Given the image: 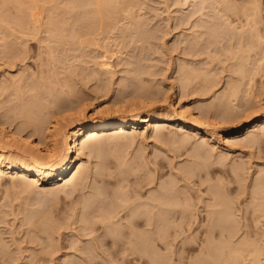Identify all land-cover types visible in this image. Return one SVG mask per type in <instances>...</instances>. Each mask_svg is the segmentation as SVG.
<instances>
[{"label":"bare ground","instance_id":"obj_1","mask_svg":"<svg viewBox=\"0 0 264 264\" xmlns=\"http://www.w3.org/2000/svg\"><path fill=\"white\" fill-rule=\"evenodd\" d=\"M2 1H8V0H2ZM21 1H23V0H21ZM29 1H31V0H29ZM32 1L36 2V4H40V3H37V0H35V1L32 0ZM32 1H31V3H32ZM42 1H45V0H42ZM46 1H48V0H46ZM50 1L51 0H49V2ZM52 1L49 4H51ZM70 1H72V3H73V1H75V0H70ZM70 1L68 0L66 2L67 5H66V3L63 4L65 1H63V3L60 2L64 6L66 5L65 7L63 5L60 6L61 4L57 5V1H55L56 3L53 5L54 6L53 8L56 10L57 7L55 5H57L58 7L60 6V8L64 9V10H59L60 8H58V10L63 11V12H65V10L67 8V11L65 12V14L64 13L63 14L64 15L68 14L67 16H69V14L74 15L73 17L75 18V20H74L73 24L75 22L76 23L81 22L80 21L81 19L79 20L78 16H82L83 14H84V16L88 14L87 16L92 17L91 19L89 18L90 21L87 20L88 21L87 25L91 24V25H89V27H87L89 30L87 29L85 31L86 24H85V27L83 26L84 28L82 27V29H84V30L81 29V31L84 34L83 36L87 35L88 31H90V33L93 35L92 39L88 36L93 41H91V40L86 41L88 43L89 42L92 43V44L91 43L86 44V45H89L90 47H91V45L92 46L96 45V44H94V40H97L96 43H98V39L100 38V37L98 38V36L101 34V31H102V35H103V33L106 29L109 28L108 29V31H109L111 28H113L112 27L113 24L112 23L110 24V22H114V21H110V19L112 20V18H114V17H115L114 19H116V16L121 14L122 9L124 12V8H122L123 6H126L128 4L137 5V4H135L136 1H134V0H82L85 2V4H83L82 1H81V3L79 1L78 2L79 4H77L76 2L78 0H76L74 5ZM243 1H244V3H242ZM243 1L241 0V2H240L239 0H213V2L211 4V6H213L212 8L207 9L208 6L206 8L205 5H204V7L202 5L201 7L196 8V9L193 8L192 11H190L188 13L186 12V15L184 14L183 18L181 17V20L183 19L182 20L183 23H180L181 20L178 21L179 26H180V24L181 25H183V24L189 25L191 23L190 27L188 28L189 30L187 29L188 31H190V29H191V33L190 34L187 33V34H188V36L190 35L189 37H192L193 40L195 41L193 44L196 43V45H200V44L202 45L203 41H205V40L207 41V39L209 41L210 38H213V40L211 39L212 43L219 44L220 46H222L223 42H226V44H229V46L237 47L236 50H238V47H239V50L236 52V54L237 53L239 54L242 51L240 55L237 54L238 57L241 55L242 56L239 57L238 58L239 60L237 59V61H235V62H240V63H236V65L237 64L238 65L237 66L235 65L236 67L234 66L235 68H232V69H234V70L236 69L237 71L239 70L238 72H240V76H241V73H243V69H242L243 65L242 64H244V61L242 60V58L245 59V63H246V59L248 58V56H246V55H248L249 51H250L249 53L253 52V54H254V51L257 52L258 50H260L257 48L258 47L260 48L261 44H262V47L264 46V23H263L264 20L262 19L264 16L260 14L262 12H259V10L261 9L260 5L262 3H260V0L259 1L258 0H243ZM24 2L27 5L29 4V2L28 3L26 2V0H24ZM39 2H40V0H39ZM258 2H259V4H258ZM7 3H9V1ZM31 3L29 4L30 8L32 7ZM45 3H47V4H43V3H41V4H43V6L46 5L47 7L51 6V5L48 6V2H45ZM70 3L72 4L71 6L69 5ZM3 4L5 5L6 3L2 2V4H0V11H1V9H3V8H1V5H2V7L6 6V5L4 6ZM17 4H18V10L14 9L11 4L10 5L12 6L14 11H17V13L19 14V17H21V18L16 17L17 20L18 21L22 20V22H20V21L18 22L17 20L13 19V23L11 25V22H10L9 27L5 23L6 25L5 24L4 25L10 31H8L5 28V26L3 25L4 26L3 29L5 28L8 31V33H6L7 31L4 29L5 33L1 32V34H0L1 35V37H0L1 38V41H0V52H1L0 53L1 54L0 60H1V58L5 59L6 57H7L6 60H8L7 62L5 60H4V62L1 61L4 64L11 62L14 59L15 60L21 59V61L23 62V60H24V59H22L23 56L26 57L28 55L27 54L28 48L26 49L27 46L29 47L28 44H26L27 46L25 47V49H26L25 54H27V55L23 54L20 57L19 53H17V55H19V57H17V56H15L16 55L15 53L13 54V51L15 49V48L13 49V47H16V45L13 46L14 43H12V41L15 42L14 39L19 41L18 43H20L19 39H21V43H22V42H24L23 40L28 38V36L34 37L33 41H36L35 38H37V41L39 42V46L41 47V49H40V47L37 46L38 49H40L39 51L44 50V53L46 52V54H48L50 56L51 60H53L54 62L57 61V57H58V56L55 57V55L59 51L60 47H62V46H60L59 49H57L58 46L56 45L57 46L56 47L54 42L56 44L59 43L60 45H63L64 43H61V42L65 41V45L69 43V46L71 44L70 47H74L77 44L78 48H80L79 46H81V48H83V46L85 45V42H81L82 45L80 44L81 40H79V41L74 40L75 36H76L75 34L72 37H69V36H71L70 34H72L73 32L69 30L68 26H67L68 30L71 33L67 34V35H69L68 36L69 39L67 38V40H66L67 36H65V34L68 31L66 30V32H65L64 31L65 29L63 28L62 25H60V26H62V28H63L62 30L64 32L63 31L61 32V30H60L61 28L59 26L58 27L55 26V23H53L52 19H54L57 22V20H56L57 17H60V15H63V14H61V13H59L60 15L57 14L59 16L55 17L56 19L55 18L50 19V17H47V21L44 22V19L42 20V22H44V25L43 24L39 25V23L41 21L39 23L37 22L39 20V18H37V16H40L41 13H40V11H39L40 14L33 12V10L36 8V6H33V8H32L33 10H32L29 8V6L26 5L25 7L29 8V9H27V12H28V14H27V12L25 13L26 10H24L22 8L23 4L20 2V0H19V3L17 1ZM219 4H221V5H219ZM76 5H77V7H76ZM80 5H82V7ZM83 5H84V9L86 10V12H83L85 10L82 11ZM87 6L90 7V9H87L88 8ZM130 6L132 7L133 5H130ZM7 7H9V5ZM74 7L75 8L79 7L78 9L82 8L81 11L83 13L77 12L78 11L77 9H75L76 10V12H75ZM136 7H138V6H136ZM43 8L44 7H42V5H41V9H42L41 11H43L45 9V8L44 9ZM49 8H48V10H49ZM51 8H52V6H51ZM127 8L128 7H126L125 10ZM54 9L49 10L50 11V14L48 13L49 16H51L52 14L54 16L56 15V13L54 14L51 11ZM120 9H121V11H120ZM205 9L207 11L208 10L213 11V12H211L213 14H210L209 13L210 11H209L208 12L210 14L209 15L205 11ZM48 10L46 9V12ZM58 10H56V11H58ZM4 11H6V10H4ZM7 11H8V9H7ZM68 11H69V13H68ZM72 11H74L75 14H73ZM126 11H128V10H126ZM262 11L264 13V7H263ZM11 12H13V11H11ZM11 12H10V14H11ZM35 12H37L36 9H35ZM118 12H120V14H117ZM130 12H124V13H130ZM6 13H8V12H6ZM6 13H5V16H3L4 14L0 13V20L2 17H4L5 20L10 21V18H9L10 16L7 15L9 18V19H7ZM17 13H16V15H17ZM77 13H78V15H77ZM89 13H90V15H89ZM135 13L136 12L134 11V14L133 13H132L133 15L131 14L132 17L134 15H138ZM137 13H139V12H137ZM42 14H43V12H42ZM115 14H117V15H115ZM29 15L32 19L29 17ZM45 15H47V13ZM122 15H121V17L124 16V15L123 16ZM131 15H130V17H131ZM25 16L26 17L28 16L29 21L32 20L33 22L31 21L32 23H30V22H28V20L26 21ZM43 16L44 15H42V17ZM67 16H66V18H67ZM84 16H83V20L85 21ZM87 16L85 18H88ZM138 16H140V15H138ZM63 17H65V16H63ZM73 17H70L69 19H71ZM76 17H77V19H76ZM130 17L128 19L126 18V20L131 19L130 21L134 22L135 24L137 22H139L137 20V17H136L137 22H135V17H134V20ZM192 18H194L193 21H191ZM209 18H210V20H208ZM58 19H60V18H58ZM177 19H178V17H177ZM212 19H213V21H212ZM45 20H46V18H45ZM64 20H66V19H64ZM77 20H79V21H77ZM118 20H119V18H118ZM123 20L126 23L125 19H123ZM1 21L3 23V20H1ZM209 21L211 22V24L207 25V24H209L208 23ZM115 22L117 24V21H115ZM115 22H114V25H115ZM260 22H261V24H260ZM7 23H9V22H7ZM36 23H38V25ZM62 23L64 24V26L67 25V22L65 24V21ZM118 23H119V21H118ZM134 23H132V26H134L133 25ZM59 24H57V25H59ZM126 24L131 25V23H129V22ZM138 24L139 23L136 24V26H138V27H135L136 30H131V32L133 34L131 36V39H129V42H133V43H138V42L140 43L141 42L143 46L146 44L148 45L150 43L151 38H153V37L156 38L155 35L152 36V34L150 33V32H154V29H149L148 30L149 32H147V31H145L144 28H141V26H140L141 24H139V25ZM117 25H119V24H117ZM0 26H1V23H0ZM69 26H70V24H69ZM179 26H177V27L179 28ZM41 27L43 30H41ZM79 27H81V26H79ZM114 27L117 28L118 26H114ZM1 28H2V26H1ZM74 30L76 31V29H74ZM122 30L123 29H121V31ZM0 31H3V30L0 29ZM81 31H79V32H81ZM111 31H114V30L112 29ZM109 33H110V31H109ZM155 33L156 32H154V34ZM44 34H45V36H43ZM10 35H12V37L13 36L14 37L12 38L13 40L11 42H8L7 39H10L9 38V37H11ZM96 36L98 39H94ZM206 36H208V37L206 38ZM5 37H6L7 41L5 40V42H3ZM107 37L109 38V36H107ZM110 37H111V35H110ZM70 38H71V40H70ZM102 38L99 40H102ZM105 38H106V36L104 37V39ZM159 38H161V36ZM28 40H29V38H28ZM17 41H16V43H17ZM67 41H68V43H67ZM75 41L78 43H76ZM208 41H207V44H208ZM26 42H28V41H26ZM26 42H24V43H26ZM73 42H75L74 43L75 45L73 44ZM255 42L257 43V45ZM258 42H259V45H258ZM6 43H8V46ZM21 43H20V45H22ZM102 43H103V41H102ZM212 43L210 42L208 45H212ZM104 44H106V41L104 42ZM98 45L96 47L101 46V45H99V46ZM236 45H238V46H236ZM67 46L68 45H66V47ZM103 46H105V45H103ZM75 47L77 48V46H75ZM262 47H261L262 52L261 51L259 52L260 54L262 53V55H259V57L261 56L260 57L261 59H259L257 57L259 59V61L257 60L258 62H261V60L264 62V47H263V49H262ZM22 48H23V46H22ZM76 48H75V50H76ZM105 48H103V49L106 50ZM31 49L32 48H30V51H31ZM55 49H57L58 51L56 52ZM72 49L70 48L71 51H73ZM255 49H257V50H255ZM63 50H64V47H63ZM63 50H62L63 54H64V52H66V54H68L67 51H63ZM83 50H84V48H83ZM7 51L8 52L11 51V54L10 55L6 54ZM76 51L79 52L78 49ZM106 51H104V55L109 50L107 52ZM256 52H255V54H256ZM75 53H77V52H75ZM75 53H74V55H75ZM185 53L188 54V52L186 50H185ZM243 53L245 54L244 56L246 58L243 56ZM42 54H43V51L39 52V54H37L36 57H38V55H39V57L41 56L42 58H39L40 61L44 62L45 65L47 64L48 66H45V65L44 66L49 68L50 63L48 64L49 61H47V60H50V58H47V56H45V58H46L45 59L44 56H42ZM84 54L86 55V53H84ZM70 55H72V52ZM85 55H83V57ZM257 55H251L250 54L249 56L251 59L253 57H256ZM13 56H15V57H13ZM61 56H66V55L64 54ZM105 56L107 57L108 54ZM251 56H253V57H251ZM36 57H34V58L36 59ZM9 58L11 59V61ZM59 58H61V57H59ZM94 58L96 59V61H95L92 58V60L95 61L94 63H96L98 65L101 63L102 67L105 66V64H107L106 62H104V60H103V62L101 61L100 63L97 62V58H101V57L97 56V58H96V56H95ZM213 58L214 57H212V60H213ZM43 59H45L47 61V63H45L46 61L45 60L43 61ZM180 59H179V61H180ZM215 59L217 60L218 57L217 58L215 57L214 60ZM253 59L256 60L255 58H253ZM25 60H27V59H25ZM130 60L132 61V59L131 58L129 59V63L131 62ZM181 60H185V59H181ZM254 60L250 61L248 64H251V62H252V64L255 65L256 63H253ZM14 61L11 63L14 64ZM53 61H51L52 66H53ZM65 61H66V59H65ZM58 62L59 61H57V63ZM83 62H85V61H83ZM132 62H131V64H132ZM183 62H185V61H183ZM263 62L260 64L258 63L259 66L257 64V66L260 67L259 68L260 71L263 70V68L261 67L263 65ZM11 63L6 64V65H8V67H11L12 66ZM24 63H25V61H24ZM102 63H104V65ZM182 63L180 61L178 68H180L182 66L185 67ZM37 64H39V63H37ZM59 64L61 65V63H59ZM39 65L41 66V69H40V67H37V69H39L41 71V76H39L41 78L35 77L36 78L35 79L34 77H32L33 79L32 78L30 79V77L27 78L25 76L26 79L19 77L20 79L16 80V78H14V75H13V78L17 82L16 81L13 82L12 80H14V79L11 78L12 80L10 79V82H12V83H9L8 81H9L10 76L8 74L9 78L6 77L7 79L6 78H4V79H6V83H9V84L5 83L6 86H1V87H4V90L1 88L2 89V91H0L1 95L4 93L7 94L9 92L7 89L12 86V89H14V92L16 91L15 92L16 94L14 92H13L14 94L11 93V91H12L11 90L9 92L10 96L16 95L17 102H19V105L21 104L22 107L21 106H20V108L18 107L19 109L17 107H16L17 109L15 107L11 108L12 105H11V102L8 103L9 100L7 102L6 101L4 102L5 106L7 104L11 105V106H9L11 109L9 108L8 112L12 113L15 116V117L11 116L13 118V121H14V119L17 120L18 116H20L18 118V120H20V124L18 123L17 127L16 126H15L16 128L14 127L15 130L13 128L12 133H10V132L8 133V131L5 133L6 130H4V133L2 132L3 130L0 131V133L2 132V134H0V135H1V140L3 141V144H2V141H0V143L2 145H4L3 147H0V194L2 195V196H0V200H1V198H4L5 201L7 198L9 199L10 190H15V192L17 194H19V191H16V189H20V188L22 189V191L20 189V193L24 192L26 190L25 192L27 193V195H29V194H31L30 192H32L30 190H33V188L32 189L30 188V190H29V187H32L33 185L34 186L36 185L37 187L41 186L44 183L50 181L51 179H55V178H59V179L51 182V192H53L55 194H57L58 192H63L62 194L65 195L64 198L66 197V198H70V199L73 196H77L78 194H82V192H84L86 189H88V188L91 189V187H93L92 183H89V186L91 184L90 187L87 186L88 185L87 180L90 177L89 172H91L89 170L90 167L86 166V164H87L86 162L84 163L82 160H80L81 157L85 154V151H87V153H88L87 155L89 158L98 157L101 159L103 157L104 153H106V151H104V150L105 149L108 150L109 145L110 146L112 145L111 144L112 139L114 137L118 138V139H120V138L127 139L128 138V132L127 131L130 128H133V130H134L135 128L143 127L145 124H147L146 129H151V130L155 131V135H157V136L161 135V137H162L163 133L166 131H169V136H170V134H172L174 136L176 134H173L171 132H172V129L174 128L173 124H177L178 127L185 129V130H188V131H191V132H197L198 133V132L202 131L205 136L213 135L211 132L212 130H209L210 128L208 129V128H206V126H203L202 118L205 116L206 113L203 114L202 110L199 111L201 107H198V111L196 113L197 116L193 115L190 107L187 108L188 106L184 107L181 105L179 106L180 110H178V111L173 110L172 113H170V112L161 113V112H157V107L155 106V104H153V102L155 103V101H153V99H152L153 102L151 101V103H150V101L148 104H147V102H144V105H146V106L142 107V108H144V112L141 115L132 113V111H134V109H132V106H134V105H132L130 107V109H132V110L129 111V112H131L129 114L127 112H126L127 114L123 113V111H125V110H123L124 108L122 106V108H123L122 113L123 114L122 113H119V114L114 113L113 116L104 117V118L101 116L100 117L98 116L97 118H93V119L90 117H85L86 106L84 103L86 101H84L85 100V98L83 97L84 95L81 93V91H83V90H80V92H78L80 89L78 86V90H76L77 92H73V88H72L73 93L70 92L71 91V87H70L71 85L69 84V80L73 82V83L70 82L72 84V86L74 84V81L72 79L65 80L67 77L64 78L65 74L63 75V73H62L63 77H60V79L58 77L61 76V74L58 77L56 76L58 73H55V72H52L53 73L52 75L47 74V76H46V74H45V77L47 78L46 79L42 74V72L44 70V69L42 70V64L40 63ZM55 65L56 64L54 63V67H55ZM101 65H100V67H101ZM188 65H189V67H191L190 66L191 63H189ZM232 66H233V64L231 65V67ZM245 66H246V64H245ZM245 66H244V68H245ZM8 67H6V68H8ZM105 67H103L101 70L104 71ZM178 68H177V70H178ZM182 68L180 69L181 73H183V75H185V76L182 77L183 75L180 74L181 77L180 76L178 77L179 80L181 79L180 80L181 83L179 81L180 86H183L185 88V86L187 84H190V82H191L190 80L193 81L194 79H196L194 77L200 78L198 73L194 74L195 70L193 71V69H189V68L188 69L187 68L182 69ZM64 69H65V67H64ZM105 69H107V67ZM247 69L248 68H246V70ZM131 70H129V71L131 72ZM139 70L140 69H138L137 70L138 72H137V71H135V69H133V71L131 73L133 76H135V78H133V79L136 80L137 85L139 84L138 86H140V87H137L136 84H135L136 87H134L135 86L134 80H133L134 83H131V82L129 83V80L131 81L132 79L125 78L126 77L125 76V77H123L125 80L123 78H120L121 79L120 81L125 83L127 80L128 83L127 82L126 83L129 85L125 86L124 83H121L119 81V86L120 87L124 86V89L122 88L120 90L117 88L119 90V92L118 91L117 92L121 93L122 90L125 92L126 91L125 87H127V88L130 87V89L133 87L132 88L133 90L128 89V91H126L127 94L130 90L129 94H133V95L136 94V96H138V95L142 96L143 95L142 97L145 96V97H148V99L150 98L149 100H151V98H153V95H155L154 92H156V90H158V92H159V89H157V87L153 85L154 92L148 91L149 89L152 88L151 87L152 85L150 84L147 86V84H149L148 81L146 82L145 81L146 79L142 78L143 77L142 73H145V72H144V70L143 71L141 70V72ZM180 70L178 72H180ZM236 70L234 72L238 73ZM250 70H252V73L250 72ZM82 71H83V69H82ZM134 71H135V74H134ZM184 71H185V73H184ZM260 71H258V72H260ZM5 72L6 71H4V73ZM48 72H50V70L49 71L47 70V73ZM136 72H137V74H136ZM232 72H233V70H232ZM248 72H250V77H249ZM248 72H247V74H248L247 77H246V72H245L244 75L242 74V78L240 77L241 79L239 78L240 80H238V81H236L234 78L233 79L230 78L231 79V80L229 79L230 81L226 80L225 84L226 85L228 84V86L225 85L226 89L224 88L222 91V92H224L223 93L224 96L223 95H221L222 97L220 96V94L222 93L221 91H220V93L214 92L215 94L212 98L215 97V99H216L217 95L219 94L218 98H220V97L222 99L224 98L227 102L226 101L224 102V100H223V103H222L221 98L219 100L218 99L216 100L217 102L221 100V103L219 102L220 104L217 103L218 106L215 103V101L214 102L212 101L213 103L210 102L209 104H211V105L215 103L214 105L210 106L212 109H215V110H212L210 107H208L212 111L211 115H213L215 113L217 117L224 118V116L226 117L229 114L227 117H231L232 113L235 111V110H231V109H234L236 107V106H233V104H231V103H233L231 101V99L232 100L236 99V101L238 100L237 94H238V92L241 93V91H238V89L240 90L241 89L240 86L244 85L241 82V80H244L246 77L247 79L248 78L249 79L248 80L245 79V84L247 83L246 80L249 81L247 84L250 87L253 86V83L255 84V77H256L258 72L255 71V69H254V73H253V67L249 68ZM32 73H33V71H32ZM85 73H87V70ZM18 74L20 76V73H18ZM18 74L16 76H18ZM22 74H21V77H22ZM39 74H37V75H39ZM72 74H74V73H72ZM95 74L96 73H94V75ZM126 74H128V73H126ZM5 75H7V73L4 74V76ZM25 75H27V74H25ZM81 75H84V74L82 73ZM94 75H90V76L93 77ZM98 75L95 76V79L100 77ZM101 75L103 76L105 74L101 73ZM129 75L132 78L131 74H129ZM209 75L210 74L206 73V76H204L205 78H201V82H202V79H204L203 80L204 83H201V84H203V86L205 88V85H206L205 83H207L206 81L212 80L213 82L208 81L209 85L207 84L206 88L208 89V87H211V89H213L214 87L212 84H215L214 86L216 87L218 82L216 83V81H215L216 79L213 78L214 79L213 80L212 77ZM32 76H34V75H32ZM53 76H54V79L52 78ZM85 76H83V77H85ZM102 76H101V78H102ZM70 77H72V76L69 74L68 78H70ZM87 78H88V76H87ZM207 78H211V79H207ZM22 79H24V80L22 81ZM184 79H186V80H184ZM19 80H20V82H19ZM29 80L30 81L31 80H35V81L37 80V81L36 82L35 81L29 82ZM109 80L110 79H108V81H106L107 82L106 87L109 84ZM21 81L25 82V84L22 83ZM84 81H86V79H84ZM97 81H100V79H97ZM104 81H105V79H104ZM214 81H215V83H214ZM231 81H232V83H230ZM234 81L236 82V85L234 84L235 83ZM1 82L3 83V84L1 83L2 85H5L3 81H1ZM32 82H35V83H32ZM62 82H65V83H62ZM143 82H146V83H143ZM14 83L16 86L15 85L13 86ZM20 83L23 84V85L21 84V86H22L21 88H20V86H18V85H20ZM111 83H113V82H111ZM229 83H230V85L231 84L232 85L230 86ZM237 83H239L241 85H238ZM122 84H124V85H122ZM141 84L145 87H143ZM237 85L239 86V88ZM23 86H24V88H23ZM104 86H102V88ZM249 86H247V90L245 89L246 88V86H245L244 89L246 92L244 91L242 93H246V96L251 98L252 95L249 96V92H248L250 90ZM64 87H65V89H64ZM97 87H95V88H97ZM106 87H104V88L106 89ZM109 87H111V84H110V86L107 87V89ZM199 87L202 88V85H200ZM248 87H249V89H248ZM136 88H137V90H136ZM146 88H148V90ZM155 88H156V90H155ZM227 88L229 91L227 90ZM60 89L62 90V92L59 91ZM63 89H64V92H63ZM211 89L209 88L208 91H210ZM242 89H243V87H242ZM9 90H10V88H9ZM65 91L70 93V95L67 93H66L67 94L66 95ZM74 91H75V89H74ZM123 91H122V93H123ZM211 91H213V90H211ZM226 91H228V92H226ZM57 92L58 93H64V96H67V97H64L62 94H60L63 96V98H62V96H59V94L57 95ZM206 93H208V92L206 91ZM22 94L24 97H22ZM124 94L121 96L123 97ZM210 94H211V92H210ZM27 95L31 96V97H29L30 99L28 98ZM118 95L119 94H117V97H120ZM225 95H228V96H226V98H228L229 100H227L225 98ZM6 96L8 97L9 94ZM12 96H11V98H9V97L8 98L12 99ZM129 96H132V95H129ZM7 97L5 98V100L8 99ZM123 98H125V97H123ZM14 99H16V98L14 97ZM20 99H21V103H20ZM135 99H138V98H134V100ZM215 99H213V100H215ZM119 100H116V101H119ZM249 100H251V99H249ZM10 101H13V100H10ZM62 101H65V102H62ZM122 101H123V99H122ZM122 101L120 100V102H122ZM131 101L130 102L133 104L134 103L133 99ZM230 101H231V103H230ZM245 101H246V105L247 104L249 105V103H251L250 101H249V103H247L248 100H245ZM17 102H15V103H17ZM59 102H61V103L59 104ZM120 102H118V103H120ZM130 102H129V104L125 103V105L126 106L130 105L131 104ZM140 102L141 101H139L138 103L140 104ZM53 103L54 104L58 103V104H56L54 106V105H52ZM142 103L143 102H141V104ZM12 104H14V102H12ZM50 105H52L56 110L53 109V107ZM115 105H114V107H115ZM119 105L120 104H118L117 107ZM215 105L217 106V109H219V110H216V108H214V107H216ZM250 105H251V107L254 106V105H252V103ZM17 106H18V104H17ZM111 107H113V106H111ZM5 108H3L4 111H5ZM206 108H207V105H206ZM208 108H207L206 112H210ZM229 108H231V109H229ZM13 109L16 111L18 110V111L16 112ZM116 109L117 108H115V110ZM120 109H121V105H120L118 112H120ZM0 110H1V107H0ZM108 110H111V109H108ZM227 110L228 111L231 110L232 113L230 111L228 113ZM224 111L227 112L228 114L224 113ZM6 112H7V110H6ZM19 112L20 113L22 112V113L19 115ZM108 112H110V111H108ZM112 113L113 112H111V114ZM230 113H231V115H230ZM0 114H1V112H0ZM16 114H17V116H16ZM215 114H214V116H215ZM222 114L223 115L225 114V115L221 116ZM3 115H5V114H3ZM258 117H259V119L257 120L258 123L252 127H249L246 130L245 134L247 135V137L248 136L250 137L248 139L249 143H251L252 145L262 146V145H264V113L260 114ZM4 118H8V119H6V120H9L8 123H10L12 121V120L10 121V119H12L10 117L4 116ZM69 119H72V121L75 120V123L73 124L72 128L67 130V128L65 127V129H63L62 121L64 120L63 124H65V121L69 120ZM13 121L11 122V124L14 123ZM6 122H4L2 119V123L5 124ZM4 124H2V126ZM180 128H178V129H180ZM255 128H258V131H259L258 134H255V131H256ZM3 129H5V128L3 127ZM27 129L29 131L28 132L29 134L27 133L28 135L23 133L24 130L26 131ZM167 133H166V135H168ZM169 136L166 137L167 141H169V139L172 138L173 140H171V141L173 142L176 139L174 142L178 144L179 148L184 146L185 144H187V142L189 141V140H187L189 137L188 138L186 137L187 139H185V138H182L183 137L182 136L181 137L182 139H180V137L176 138L177 136H175V139H174L173 136H170L171 138H169ZM230 139H232V138H228L229 143H230ZM231 141H233V140H231ZM115 142L113 143V145H116ZM72 143H73V146H71ZM111 147H113V146H111ZM195 147L197 149V150L196 149L193 150V151L197 152V154H195V156L197 155L198 160L200 162L203 161L202 162L203 164H201L197 160L199 163V165H198L199 167H197V162H194L195 161L194 160L193 162L195 164L192 163L194 165V168H186L187 170L184 169L183 171H181V170L178 171L179 173L176 172V175L178 176V174H179L181 179L184 181L183 190L180 188L173 189V186H171L173 184L169 183L168 181L159 180V181H161V183H160L159 187L157 188V190L152 192V191L147 189L149 191L148 192L149 194L146 196L144 194V192L141 191L144 188L142 187V189H140V186L142 184H140L139 182H141L142 176H140L141 172L139 170V167H140V165H138L139 163L135 164V162H134L133 164H135V165H133V166H136V168H132V169L130 167L132 165H127L128 167L125 166L126 169H129V170H126L125 168H123V166L126 165V162H128V160L124 161L125 159L123 158L124 159L123 160L121 158L122 162H120V158H118L119 162L115 161V163H117L118 167L111 165L112 168L108 167V170H106L107 165L103 166L105 164V162L102 160L104 158H102L101 160L104 162L103 165L99 164L100 162L102 163V161H98L99 163H96L97 167H95V170L93 171V169H91L93 171V174L95 172L94 177L92 178L93 175H91L92 180H89V181H91V182L94 181L95 182L94 184H97V186L100 184V182H102V184L110 185V187H111V185L114 186V184H115L116 187H114V188L112 187V190H109V188L107 189V188H105V186H103L101 184L98 187H95L96 186L95 185L94 186L95 188L93 187L94 189H92L93 191L91 190L92 193L85 192V194L83 193V195H81L82 197L80 195H78V196H80V198L78 197L79 200L84 197L80 201L77 199L78 202L80 203V205H78L79 211L80 212L82 211V216H81V220H80L82 222H79V219H80L79 216H78L79 217L78 221L76 219L73 220L72 217H74V215H73L74 213L71 214V211H70L71 209L69 211L68 210L66 211V214H67L66 217H65V213H64L65 211L62 212V214L64 213L62 216L66 219H63L62 216H60L61 219L59 220V218H56L52 212L53 202H52V206L49 207L51 202L48 203L49 204L48 205L47 202H45V201L41 202L42 200H40V202L43 204V209L45 208L46 205H48L44 209L46 211L43 213L44 210L43 211L40 210V209H42V208H40V207H42V204L40 203L41 205L37 206V208H40L38 210L35 206L36 205V203H35L34 206L37 210L35 209L34 211L35 212L37 211L36 213H38V212L41 213V211H42L41 215H39V216H42L40 218H38L39 216L35 212H33V213H35V215H37L38 217H35V215L32 213V209H30L28 207V206H31V205H28L29 204L28 201L26 202V204L28 206L27 205L26 206L29 208V209L27 208L29 211V214H28L27 209H25L26 207H23V205H22L23 209L25 211H27V212H25L23 209H22L23 211L21 210V212L25 213L24 214L25 217L28 216L25 220L28 223L29 222L31 223V221H32L31 224L29 223L28 225L27 224L26 225L29 226L30 228L32 227L33 230L36 229L35 227H38L39 225H41L42 227H41L40 231L41 230L44 231V230H48L47 226L49 227L50 224H52V226H53V227L51 226V228H55L54 227V224H55V226H57L56 227V229H57L59 226L61 227L62 224L65 226L67 218L70 217L68 212H70V214L73 215L71 217V220H73L74 222L77 221L78 223H81V224L83 223L82 225H85L84 227L81 225L82 226L81 227L82 232L85 233L84 234L85 237L88 234L91 236L92 239L90 238V240H92L91 243L93 246L89 245L90 244L89 239H88L87 243H88L90 248L92 247V250L90 248H89V250H88V248H86V251H85V248H83L85 251V254L83 255L84 251L81 248L82 246L81 247L79 246L80 248L78 247L80 249V252L78 249L73 247L74 250L75 251L77 250L78 253H81V251H82V254H80V255H82L80 257L81 259H76V257L79 258V256H76L78 253L75 254V257L72 256L73 258L69 257V259H67L66 255H65L64 258L62 256V259H65V261L63 262V260H62L63 263H61V264H264V176H263L264 170H259L260 172L263 171L262 173L257 171L254 174V175H256V177L253 176V180L250 183V185L248 186V188L243 187L244 189H242L241 192H240V188H238L237 189L238 192H237V190L235 188H230L228 186V182H230V184H231V181H228L229 177L236 180L240 176H243V174H244L243 170L245 171V169H242L238 163H237L238 165H236V163H234V164L232 163L233 165L226 167V164L223 163L224 161L222 162V160L226 159V158L219 157V159L216 158L217 160H214V162L211 161L212 159L210 160L211 164L213 166L215 165V167H216L213 169L211 168L212 169L211 170L210 169V167H211L210 162H208L207 159H205L206 157H204L206 155L199 153V152H201V150L198 149V148H200V145H196ZM74 152L77 153V155L75 157H74ZM198 153H199V155H198ZM199 156H201V157H199ZM47 158L50 159V161ZM202 158H203V160L201 161ZM220 158H221V160H220ZM45 159H47L48 161H45ZM107 161L108 160H106V162ZM108 162H107V164H111ZM123 162H125V164ZM189 162H191V160ZM205 164L207 165L206 168H204L206 166ZM193 165H192V167H193ZM201 165H204V166L201 167ZM102 166H103V168H102ZM137 166H139V167L137 168ZM100 167L103 170L105 167L106 168L103 171V170H101ZM120 167H121V170H120ZM117 168L119 171L117 170ZM199 168L204 169L205 171L204 170L203 171L205 173L202 170L199 171ZM110 169H113V170L110 171ZM87 170H89V172ZM100 170H101V172H100ZM113 171H117V172H115L116 173L115 175L113 174L114 173ZM151 172L154 173V171H151ZM201 173L204 175H200ZM155 174H156V172H155ZM129 175H133L136 180L140 179L138 183L136 181L135 184H137V185H136V187L134 186V188L130 187L133 184L129 185L130 183L128 182V178L131 177V176L129 177ZM158 176L159 175H157V177ZM195 176L196 177H202V178L205 177V179L208 181L209 184L207 183L208 186H207L206 193L203 194L204 196L206 195V197H204L202 194H200L201 196L198 195L197 199H196L197 206L194 207L193 206L194 201L192 202V200H191V199H193L192 198L193 195L190 193V189H191V183L190 182L193 181V178ZM243 177L239 178L240 181L236 180L235 182H237V184L239 183L238 185H241L242 183H240V182H243V181H241V179L244 180ZM155 179L153 180V178H152L151 180L155 181ZM174 179H175V176H174ZM233 179H232V182H234ZM151 180H150V182H151ZM212 180H214V181H212ZM211 181L214 184L211 183ZM142 182H144V181H142ZM148 182H147V185L150 184V182L149 183ZM172 183H173V180H172ZM242 185L239 187H242ZM86 186H87V188H86ZM24 187H26L27 189L26 188L24 189ZM246 188H247V191H245ZM152 189H153V186H152ZM234 189L236 192H234ZM47 192H49V191H47ZM88 192H90V191H88ZM239 192L241 195L240 197H239V195H238V197L236 196V194L234 195V193H239ZM13 193L14 192L10 193L11 197H14L15 193L12 196ZM7 195H9V196L6 197ZM29 196L31 197V195H29ZM234 196H236L238 199H236ZM15 197H18V196L15 195ZM32 198L33 197H31V199ZM45 199H47V198H44V200ZM32 200H31V203H32ZM36 200H38V197H36ZM51 200H55V199L53 198ZM190 200L192 203L190 202ZM57 201H58V199H57ZM44 202L46 203V205ZM1 203H0L1 204L0 205L1 206L0 214L1 213L6 214L7 212L5 213L3 206L8 205L7 203H9V202L7 201V202H1ZM54 203H55V201H54ZM38 204H39V200H38ZM75 204L77 205L78 203L76 202ZM199 204H202L201 209H200V207H198ZM70 206H71V204H70ZM11 207L12 206H10V208ZM47 207H49L50 211H49V209L47 210ZM78 207H77V209H78ZM7 208H9V207H7ZM67 208H68V206H67ZM15 209H18V208H14V210ZM75 209H73V210L75 211ZM1 210H3L4 212ZM47 211H48V213H46ZM12 212H14V211H12ZM80 212H79V214H80ZM26 213L28 215H26ZM50 213H51V215H50ZM18 214H19V212H18ZM30 215L32 216V218L30 217ZM48 216L51 217L52 221H51V219L48 220L49 219V218H47ZM7 217H8V215H7ZM25 217H23V218H25ZM53 217L56 220V221H54V224H53V220H54ZM35 218H37L39 221V224L37 226H35L37 223V221H36L37 219L35 220ZM41 219L44 221L42 222ZM57 219L60 222L62 221L63 223L60 224ZM0 220H1V217H0ZM71 220L68 219L67 221L70 222ZM26 221H24V222H26ZM74 222L71 221V223H74ZM195 222H197L198 226L196 228H194L193 231H195V230L197 231L199 228L203 227L204 229L202 231V234L204 235V239H202V240L200 239L202 242L200 243V245H198L199 250L201 247V250L199 252H197L198 256H196V253L193 252L194 257L190 258L191 256L189 257V255H190V252L192 251V249L187 247V242L189 240V241L194 243L195 238H193L194 235H192V237H189L191 235L190 233H189L190 235L186 236V233L188 234V232H191L193 225L196 224ZM41 223L44 225H42ZM58 223H59V225H58ZM43 226H44V228H43ZM70 227H72V226H70ZM86 227H87L88 233H86L87 231H85ZM38 228H40V226ZM83 228H85V229H83ZM33 230H32V236L34 237V235H37V237L36 236L34 237V238H36L35 240L37 242H39L40 244L42 243L43 246H44V243L47 246V247L46 246L44 247V249H45L44 253L46 252V255L44 253H42L44 249H41V247H40L41 251L38 250L39 253L37 252L36 256H37V254L40 255L41 253H42L41 256L42 255L48 256L50 254L53 255V253L56 250V247H55V244L53 241L54 239L52 238V236L55 233L54 234H52V233L55 232L54 231L55 229H52V232H50L51 237H50L48 232H47L48 233L47 234V233L41 231L42 234H45V235L47 234L48 235V236H46L47 240L50 239L53 243H51L50 240H49L50 241V243H49V241L46 240V237L41 238L40 237V236H42L41 234H39L40 236L38 237V234H35L33 232ZM89 230L92 231V234H90L91 232ZM38 231H39V229H38ZM38 231H35V232L39 233ZM59 233H60V231H59ZM79 235H80V233H79ZM203 235H201V236L203 237ZM56 236H57V234H56ZM33 237H32V239H33ZM53 237H55V235ZM58 237H57V239H58ZM202 237H200V238H202ZM38 238H40L42 241H39ZM76 238H77V240H79L78 237H76ZM43 239L45 242L43 241ZM0 241H1V238H0ZM30 241L32 242L33 240H30ZM81 241H77V242H79V245H80ZM2 243H3V240H2ZM47 243L49 244V246L47 245ZM69 244H70V242H69ZM6 245H5V248H6ZM42 245H40V246H42ZM74 245H75V243L73 244V246ZM77 245L78 244L76 243L75 246H77ZM88 245H85V246L88 247ZM58 247H60V246H58ZM2 249H3V247H2ZM2 249H0V250H2ZM7 250H8V248H7ZM57 250H59V249L57 248ZM2 251L4 252V255H5L6 249H5V251L4 250H2ZM28 251H30V250H28ZM8 252H10V251H8ZM32 252H34V251H32ZM49 252H50V254H49ZM184 252L185 253L189 252L188 257L184 256L185 255ZM29 254H30L29 256L31 258L32 254L31 253H29ZM33 255H34V253H33ZM70 255H72V253ZM17 256H19V255H17ZM192 256H193V254H192ZM50 257H51V255L49 256V258ZM8 258H9V255H8ZM17 258H19V257H17ZM30 258H29V260H31ZM34 258H35V255H34ZM58 258H56V259H58ZM6 259H4V260H6ZM26 259H27V257L24 260H26ZM37 260L40 261L42 259H37ZM48 260H47V262H48ZM7 261H9V259H7ZM14 261L15 260H13V263H14ZM18 261H20V259H18ZM32 261H35V260L32 259ZM32 261H30V262H32ZM53 261L55 262V259ZM30 262H28V263H30ZM42 262H44V259L42 260ZM33 263H30V264H33ZM50 263H52V262H50ZM37 264H39V263H37Z\"/></svg>","mask_w":264,"mask_h":264},{"label":"rangeland","instance_id":"obj_2","mask_svg":"<svg viewBox=\"0 0 264 264\" xmlns=\"http://www.w3.org/2000/svg\"><path fill=\"white\" fill-rule=\"evenodd\" d=\"M9 1V3H7ZM8 1H2V0H0V4H2V2L3 3H6L4 6L5 7H2V5H1V8H3V9H1V11H0V13L1 14H4L3 16H5V13L6 12H8V13H6V18L7 19H9L10 18V21L9 20H5L4 19V17H2L1 18V20H3V23H2V21L0 20V23H1V26H2V28H1V26H0V29H2L3 31H0V34H1V32L3 33L4 32V29L6 28V24H7V26L9 27V24H10V22H11V25H12V23H13V19L14 20H17V18H21V17H19V14L17 13V11H14L13 10V8L14 9H16V10H18V4H17V1H18V3H19V0H8ZM32 1V0H31ZM31 1H29V0H26V2L28 3L29 2V4L31 3ZM35 1V0H34ZM52 1V0H51ZM50 1V2H51ZM55 1H57V5H59V4H61L60 6H62L63 4H65L68 0H53L52 1V3L51 4H49L50 2H49V0L48 1H42V0H40V2H39V0H37V3H40V4H36V2H33L32 1V3H31V8H30V5L28 4H26L25 2H24V0L23 1H21L20 0V2L23 4V9L24 10H26L25 11V13L27 12V9H32L33 8V6H36V11L37 12H35V9L33 10V12L34 13H39V11H40V13L42 14V12H43V14L42 15H44L43 17H42V15L40 14V16H37V18H39V20L37 21L38 23L41 21L42 22V20L44 19V22L45 21H47V17H50V19L51 18H55V17H57V16H59L60 14L59 13H61V14H65V12L67 11V8H66V10H65V12H63V11H59V10H64V9H61L60 8V6L58 7L57 5H55L57 8H56V10H58V8H60L58 11H56L53 7V5L56 3ZM63 1H65L64 3H63ZM70 1V0H69ZM76 1V0H75ZM75 1H73V3H72V1H70L73 5H74V3H75ZM80 1V3H81V1L82 0H78L76 3L77 4H79L78 2ZM134 1H136V3L135 4H137V5H134V4H128V5H126V6H123L122 8H124V12H132L133 14H134V11L136 12L135 14H138V15H140V16H138V15H134L133 17H132V13L130 12V13H124L123 12V9H122V11H121V9H120V11H121V14H120V12H118L117 14H120V15H117V14H115V15H117L116 16V19H114V18H112V20L110 19V21H117V24H119V25H117L116 24V22H115V25H114V22H110V24L112 23L113 24V28H111L109 31H110V33H109V31H108V29H106L105 31H104V33H103V35H102V31H101V34L98 36V38L99 39H101L102 37V40H99L98 38H97V36L94 38V39H98V43H96V41L97 40H94V44H96V45H91V47L89 46V45H86V44H90L91 42H86V41H88V40H91L92 38H93V35L90 33V31H88L87 33V35H85V36H83L84 34H83V32L81 31V29H82V27L84 26L85 27V24H86V28H85V31L88 29L87 27H89V25H91V24H89V25H87V22L88 21H90V19L92 18L91 16L89 17V16H87V15H85L84 16V14L82 15V16H78L79 17V20L81 21V22H75L74 24H73V22H74V20H75V18L73 17L74 15H72V14H69V16L70 17H73V18H71V19H69L70 17L69 16H67V15H60V17H57V22L54 20V19H52V21H53V23H55V26L56 27H60L61 29V32L63 31L62 29L64 28L65 30V32H66V30L68 31V32H66V34H65V36H67L66 37V40H67V38L69 39V37H72L74 34L76 35L75 36V39L74 40H77V41H79V40H81L80 41V44L82 45V43L81 42H85V45L83 46V48H84V50H83V48H81V46H79L80 48H78V45L76 44H74L75 42H73V44L75 45V46H77V48L74 46V47H70L71 46V44H70V46H69V43H68V41H67V43L68 44H66V45H68L67 47H66V45H65V41H63V42H61V43H64L63 45H60L59 43L58 44H56L55 42H54V44H55V46L57 47V49H59V47L60 46H62V47H60V49H59V51L57 50V49H55V51L57 52V54L55 55V57L56 56H58L57 57V61H59L58 63H57V61L56 62H54L53 60H51V58H50V56L48 55V54H46V52L44 53V50H41V51H39L40 49H41V47L39 46V42L37 41V38H35V40L36 41H33V39H34V37H31V36H28V38H29V40H28V38H26L25 40L26 41H28V42H26L25 40H23L24 42H26V43H24V42H22L21 43V39H19L20 40V43L22 44V45H20V43H18L19 41H17L16 39H14L15 40V42H13L12 40V38L14 37H12V35H10L11 37H9L10 39H7L8 40V42H11L12 41V43H14V45L13 46H15L16 45V47H13L12 45V47H13V49H14V51H13V54L15 53L16 55L15 56H17V57H19V55H20V57L24 54V55H27L26 57L25 56H23V58L22 59H24L23 60V62L21 61V59L20 60H15L14 58V60L16 61H14L13 59V61H14V64L13 63H11V62H13V61H11V59H10V61L11 62H8V63H6V64H9V63H11L12 64V66L11 67H8V65H6V64H4L3 62H4V60L7 62L8 60H6L7 59V57L4 59H2L1 58V60H0V89L2 88L3 90H4V87H1V86H6V84H9V83H12V82H10V79L12 78V79H14V78H16V80L17 79H20V78H24V79H26L25 78V76L28 78V77H30V79L32 78V77H39V76H41V71L39 70V69H37V67H40V69H41V66L39 65L40 63L42 64V70H43V72H42V74H43V76L45 77V74H46V76H47V74L48 75H52L53 73L52 72H55V73H58L56 76L58 77L60 74H61V76H59L58 78L60 79V77H63L62 76V73H63V75L65 76L64 78H68L69 77V74L72 76V77H70V78H66L65 80H69V79H72L73 81H74V84H73V86H72V84L70 83V82H72V81H70L69 80V84L71 85L70 87H71V91L70 92H72V88H73V92H77L76 90H78V86H79V91L78 92H80V90H83V91H81V93L84 95L83 97L85 98V100L84 101H86L84 104H85V106H86V112H85V117H90V118H97L98 116L100 117H109V116H113V114L115 113V114H119V113H122V111L123 110H125V111H123V113L124 114H129V113H131V112H129V111H131L132 109H134V111H132V113H134V114H139V115H141V114H143V112H144V108H142V107H145L146 105H144V102H147V104L149 103V101H150V103H151V101H152V99H153V101H155V103L153 102V104H155V106L157 107V112H161V113H165V112H170V113H172V111L173 110H175V111H178V110H180L179 108V106L181 105V106H188L187 108H191V112L193 113V115L194 116H197V111H198V107H201L200 108V110L199 111H201L202 110V112H203V114L204 113H206L205 114V116L202 118V123H203V126H206V128H210L209 130H212L211 132H212V134L213 135H211V136H205L204 135V133L202 132V131H200V132H191V131H188V130H185V129H182V128H180V127H178L177 126V124H173V126H174V128L172 129V132L171 133H173V134H176V135H172V134H170V136H173L174 137V139H175V136H177L176 138H179L180 137V139H182V138H185V139H187L188 137V139L187 140H189L188 142H187V144H185L184 146H182V147H180L179 148V146H178V144L177 143H175L174 141L176 140H174L173 142L171 141V140H173L170 136H169V131H166V132H164L163 133V135H162V137H161V135L160 136H157V135H155V131H153V130H151V129H146V127H147V124H145L143 127H139V128H135L134 130H133V128H130V129H128V138L127 139H122V138H120V139H118V138H113L112 139V142H111V146H113V147H111L110 145H109V148H108V150L107 149H105L104 151H106V153H104V155H103V157L102 158H104V159H102L104 162H105V164L103 165V161L100 159V158H98V157H91V158H89L88 157V153H87V151H85V154L81 157V159L80 160H82L84 163L86 162L87 164H86V166L87 167H90V171L91 172H89V170H87L88 172H89V179L87 180V182H88V185L87 186H89V183H92V185H93V187L95 186V187H98L100 184L101 185H103V186H105V188H109V190H112V187L114 188V187H116L115 186V184H114V186L113 185H111V187H110V185H104V184H102V182H100V184L97 186V184H94L95 182L93 181V182H91V181H89V180H92V178L94 177V174H95V172H94V174H93V171L95 170V167H97L96 166V163H99L98 161H102V163L100 162L99 164H102L103 166H105V165H107L106 167H107V169L106 170H108V167L110 168H112V166H116V167H118V165H117V163H115V161H117V162H119V159L118 158H120V162H122V159L124 160V161H127L128 160V162H126V165H124L125 164V162H123L122 164L124 165H122L123 166V168H125L126 169V167H128L127 165H132V166H130L131 167V169L132 168H136V166H133V165H135L136 163L138 164V165H140V167L139 166H137V168L139 167V170H140V176H142V180H141V182H139V180L140 179H138V180H136L135 178H134V176L133 175H129V177L130 178H128V182L130 183L129 185H131V184H133L132 186H130V187H133L134 188V186L136 187V185L137 184H135L136 183V181H137V183L139 182L140 184H142L141 186H140V189H142V187L144 188V189H142L141 191H143L144 192V194L147 196L149 193V191L148 190H150V191H152V192H154L155 190H157V188L159 187V185H160V183H161V181H159V180H164V181H168L169 183H171V184H173V185H171V186H173V189H177V188H180V189H182L183 190V188H184V186H183V183H184V181L181 179V177H180V175L178 174V176L176 175V172L177 173H179L178 171H183L184 169L185 170H187L186 168H194V165L192 164V163H194V162H197V167H199L198 165H199V163H198V158H197V155L195 156V154H197V152H195V151H193L194 149H196V145H200V148H198V149H200L201 150V152H199V153H202L203 155H206V156H204V157H206L205 159H207V161L208 162H210V160L211 161H213L214 162V160H217V159H219V157H221V158H226V159H223L222 160V162L223 163H225L226 164V167H229V166H231V165H233L234 163H236V165H238L239 164V166H241V168L242 169H245V171L243 170V172H244V174H243V176H240V177H243V179L244 180H242L241 179V181H243V182H240V183H242L241 185H242V187H239V186H241V185H238L237 184V182H235L236 180H238V181H240L239 180V178L238 179H233V178H231V177H229V180L228 181H231V184H230V182H228V186L230 187V188H235L236 190L238 189V188H240V192H241V190L242 189H244L245 187H247L248 188V186L250 185V183L252 182V180H253V176H255L256 177V175H254L257 171L258 172H260L259 170H264V145H262V146H258V145H252L251 143H249L248 142V139L250 138L249 136L247 137V135L245 134V132H246V130L249 128V127H252V126H254V125H256L258 122H257V120L259 119V115L260 114H263L264 113V62L261 60V62H258L259 61V59H261L260 57H259V55H262V53L260 54L259 52L261 51L262 52V50H261V47H262V44H261V47L259 48H257V49H260V50H258L257 52L256 51H254V54H253V52L252 53H249L248 52V55H246V56H248V58L250 59V54L251 55H257L256 57H253V56H251V57H253V58H257L256 60H254L253 58H251L250 60L247 58L246 59V63H245V59H243L242 58V60L244 61V64H242L243 66V73H241V76H240V72H238L236 69V71L239 73H236V72H234L235 70L234 69H232V68H235L237 65H236V63H240V62H235V61H237V59L239 58V57H241V56H239L238 57V55H240L241 54V52L237 55L236 54V52L239 50V47H238V50H236L237 49V47H235V46H229V44H226V42H223L222 43V46H220L219 44H216V43H212V41H211V39L213 40V38H210L209 39V41L212 43V45H208L210 42L208 41V39H207V41H208V44H207V41L205 40V41H203V43H202V45L200 44V45H196V43L195 44H193L195 41L193 40V38L192 37H189L188 36V34H190L191 33V29H190V31H188L189 29V27H190V25H191V23L189 24V25H187V24H183V25H181L180 24V26H179V22L178 21H180L181 20V17L183 18L184 17V14L186 15V12L188 13V12H190V11H192L193 10V8L194 9H196V8H199V7H201L202 5H203V7H204V5L206 6V8H207V6H208V8L207 9H210V8H212L213 6H211V4H212V2H213V0H134ZM240 2H241V0H239ZM243 1V0H242ZM259 1V0H258ZM45 2H48V6L49 5H51L52 6V8H51V6H49V7H47L46 5H44L43 6V4H47V3H45ZM59 2V3H58ZM60 2H62V3H60ZM41 3H43V4H41ZM69 4L70 6L72 5V4ZM82 3L83 4H85V2L84 1H82ZM242 3H244V1L242 2ZM241 3V4H242ZM260 3H262L261 5H260V10H259V12H262V13H260L261 15H263L264 16V13H263V7H264V0H260ZM9 5V7H7L8 5ZM13 6V8H12V6ZM36 4V5H35ZM214 4V3H213ZM258 4H259V2H258ZM17 5V6H16ZM29 6V8H26L25 6ZM39 5V6H38ZM41 5H42V7H44L43 9V11H41L42 9H41ZM66 5H67V3H66ZM65 5V6H66ZM68 5V6H69ZM130 5H133L132 7L130 6ZM219 5H221V4H219ZM64 6V5H63ZM64 6V7H65ZM79 6V5H78ZM81 7H82V5H80ZM91 6V5H90ZM136 6H138V7H136ZM11 7V8H10ZM38 7V8H37ZM63 7V8H64ZM76 7H77V5H76ZM80 7V8H81ZM88 7V6H87ZM92 7V6H91ZM126 7H130L129 9L127 8L126 10H128V11H126L125 10V8ZM40 8V9H39ZM48 8H49V10L50 9H54V10H51L54 14L56 13V15L54 16L53 14V16L51 17V16H49L48 15V13L50 14V11L48 10ZM79 8V7H78ZM78 8H75L74 7V11L76 12V10L75 9H77L78 11L77 12H82L83 10H85L84 9V5H83V9H82V11H81V9H78ZM133 10H132V9ZM139 8V9H138ZM7 9H8V11H7ZM38 9V10H37ZM46 9L48 10L47 12H46ZM87 9H90V7H88ZM4 10H6V11H4ZM138 10V11H137ZM140 10V11H139ZM11 11H13V12H11ZM74 11H72V13L73 14H75V12ZM89 11V10H88ZM87 11V12H88ZM205 11L208 13L209 11V13L210 14H213V13H211V12H213V11H211V10H206L205 9ZM5 12V13H4ZM10 12H11V14H10ZM17 13V15H16V13ZM47 13V15H45L46 13ZM58 12V13H57ZM83 12H86V10L85 11H83ZM82 12V13H83ZM123 12V13H122ZM137 12H139V13H137ZM68 13H69V11H68ZM71 13V12H70ZM208 13V14H209ZM27 14H28V12H27ZM57 14H59V15H57ZM86 14V13H85ZM124 16H123V15ZM127 14V15H126ZM129 14V15H128ZM132 14V15H131ZM209 14V15H210ZM7 15H9L10 17L8 18V16ZM16 15V16H15ZM77 15H78V13H77ZM89 15H90V13H89ZM121 15L124 17H121ZM126 15V16H125ZM130 15H131V17H130ZM183 15V16H182ZM12 16V17H11ZM63 16H65V17H63ZM66 16H67V18H66ZM83 16H84V19H85V21L83 20ZM88 17V18H85V17ZM130 17V18H132L133 20H134V17H135V22H137V20L139 21V22H137V23H139V24H141L140 26H141V28H144L145 29V31H147V32H149L148 30L149 29H154V32H156L155 34H154V32H150L151 34H152V36L153 35H155V37L156 38H151L150 39V45L148 44H146V45H142V43L140 42H138V43H133V42H129V39H131V36H132V32H131V30H136V28L135 27H138V26H136V24L134 23V22H132V21H130V20H126V18L127 17ZM208 16V15H207ZM17 17V18H16ZM29 17H30V15H29ZM64 19H66V20H64ZM69 17V18H68ZM128 17V18H129ZM136 17H137V20H136ZM177 17H178V19H177ZM180 17V18H179ZM262 17V16H261ZM25 20L27 21L28 20V22H30V23H32L31 21H29V18H28V16L26 17L25 16ZM45 18H46V20H45ZM58 18H60V19H58ZM90 18V19H89ZM118 18H119V20H118ZM127 18V19H128ZM62 19V20H61ZM76 19H77V17H76ZM114 19V20H113ZM122 21H121V20ZM123 19H125V21H126V23H131V25L129 24H126L125 22H124V20ZM193 19L194 18H192L191 19V21H193ZM263 20H264V17L262 18ZM261 19V20H262ZM5 20V21H4ZM60 20V21H59ZM79 20H77V21H79ZM88 20V21H87ZM183 20V19H182ZM181 20V22L180 23H183V21ZM208 20H210V18L208 19ZM9 22V23H7V22ZM18 21V20H17ZM20 21V20H19ZM18 21V22H19ZM24 21V20H23ZM65 21V24H66V22H67V25H65L64 26V24L62 23V22H64ZM92 21V20H91ZM118 21H119V23H118ZM212 21H213V19H212ZM16 22V21H15ZM20 22H22V20L20 21ZM39 23V25L41 24H43L44 25V22H42V23ZM60 24H59V23ZM6 23V24H5ZM38 23H36L37 25H38ZM81 23V24H80ZM132 23H134L133 25L134 26H132ZM178 23V24H177ZM209 24H207V25H210L211 24V22L209 21L208 22ZM264 23V22H263ZM5 24V25H4ZM57 24H59V25H57ZM69 24H70V26H69ZM73 24V25H72ZM138 24V25H139ZM177 24V25H176ZM260 24H261V22H260ZM5 26V28L3 29V27ZM60 25H62L63 26V28H62V26H60ZM72 25V26H71ZM128 25V26H127ZM69 27V30L70 31H72L73 33L72 34H70L71 32L68 30V27ZM76 26V27H75ZM78 26V27H77ZM79 26H81V27H79ZM114 26H118L117 28L116 27H114ZM132 26V27H131ZM177 26H179V28L177 27ZM43 27V26H42ZM42 27H41V30H43L42 29ZM71 27V28H70ZM83 27V28H84ZM120 27V28H119ZM128 27V28H127ZM263 27V26H262ZM80 28V29H79ZM115 28V29H114ZM133 28V29H132ZM140 28V29H141ZM7 29V28H6ZM5 29V30H6ZM72 29V30H71ZM74 29H76V31L74 30ZM114 30V31H111V30ZM121 29H123L122 31H121ZM188 29V30H187ZM8 30V29H7ZM6 30V31H7ZM74 30V31H73ZM78 30V31H77ZM82 30H84V29H82ZM89 30V29H88ZM92 30V29H91ZM8 31H10V30H8ZM8 31L6 32V33H8ZM63 31V32H64ZM79 31H81V32H79ZM108 31V32H107ZM77 32V33H76ZM5 33V32H4ZM10 33V32H9ZM109 33V34H108ZM112 33V34H111ZM188 33V34H187ZM11 34V33H10ZM67 34H70L71 36H69V35H67ZM107 34V35H106ZM157 34V35H156ZM187 34V35H186ZM63 35V34H62ZM110 35H111V37H110ZM125 35V36H124ZM43 36H45V34L43 35ZM64 36V35H63ZM69 36V37H68ZM80 36V37H79ZM83 36V37H82ZM91 38H89V37ZM106 36V38L104 39V37ZM107 36H109V38L107 37ZM124 36V37H123ZM161 36V38H159ZM0 37H1V35H0ZM77 37V38H76ZM89 39H88V38ZM208 36H206V38H207ZM32 40H31V39ZM79 38V39H78ZM85 38V39H84ZM84 41H83V40ZM3 40V39H2ZM5 40H6V37L4 38V41L3 42H5ZM6 40V41H7ZM65 40V39H64ZM70 40H71V38H70ZM0 41H1V38H0ZM16 41H17V43H16ZM91 41H93V40H91ZM102 41H103V43H102ZM106 41V44H104V42ZM2 42V43H3ZM102 44H101V43ZM24 43V44H23ZM76 43H78V42H76ZM100 43V44H99ZM256 43V42H255ZM7 44V46H8V43H6ZM11 44V43H10ZM26 44H28L29 45V47L26 45ZM92 44V43H91ZM101 45L100 47H96L97 45ZM18 45V46H17ZM20 45V46H19ZM25 45V46H24ZM98 45V46H99ZM103 45H105V46H103ZM256 45H257V43H256ZM258 45H259V42H258ZM22 46H23V48H22ZM27 46V47H26ZM40 47V49H38V47ZM54 46V47H55ZM236 46H238V45H236ZM25 47H26V49H27V54H25V52H26V49H25ZM63 47H64V50H63ZM89 49H88V48ZM102 47V48H101ZM106 47V48H105ZM108 47V48H107ZM264 47V46H263ZM263 47H262V49H263ZM18 48V49H17ZM30 48H32L31 49V51H30ZM36 48V49H35ZM68 48V49H67ZM70 48L73 50V51H71L70 50ZM75 48H76V50L78 49L79 50V52L78 51H76L75 50ZM101 48V49H100ZM103 48H105L106 50H104ZM12 49V48H11ZM67 49V50H66ZM93 49V50H92ZM106 51L107 53H105V55H107L108 54V56L106 57L105 55H104V51ZM257 49H255V50H257ZM25 50V51H24ZM62 50L63 51H67V53L68 54H66V52H64V54L67 56H61V55H64L63 54V52H62ZM93 52H92V51ZM95 50V51H94ZM185 50L188 52V54H186L185 53ZM17 51V52H16ZM39 51V52H42L43 51V54H42V56H44V58H45V56H47V58H50V60H47V61H49L48 62V64L50 63V65L52 64V62L51 61H53V66L51 65H49V68L48 67H45V66H48L47 64L45 65L44 64V62H41L40 61V59L39 58H42L41 56L39 57V55H38V57H36L37 56V54H39V52L37 53V52ZM82 51V52H81ZM31 54H30V53ZM71 52H72V55H70L71 54ZM75 52H77V53H75ZM244 52V51H243ZM247 52V51H246ZM245 52V53H246ZM255 52H256V54H255ZM1 53V52H0ZM17 53H19V55H17ZM21 53V54H20ZM36 53V54H35ZM74 53H75V55H74ZM80 53V54H79ZM84 53H86V55L84 54ZM101 53V54H100ZM6 54H11V51H7L6 52ZM12 54V55H13ZM82 54V55H81ZM103 54V55H102ZM1 55V54H0ZM77 55V56H76ZM83 55H85L84 57H83ZM102 55V56H101ZM245 54L243 53V56H244ZM15 56H13V57H15ZM72 56V57H71ZM96 56V58H97V56L98 57H101V58H97V62H103V60H104V62H106L107 64H105V66L107 67V69H105L106 67L105 66H103V67H105L104 68V71H102L101 69L103 68L102 67V65H101V63L98 65V64H96V63H94L95 61H96V59L94 58ZM236 56V57H235ZM1 57V56H0ZM9 57V56H8ZM12 57V56H11ZM28 57V58H27ZM31 57V58H30ZM34 57H36V59L34 58ZM59 57H61V58H59ZM75 57V58H74ZM80 57V58H79ZM103 57V58H102ZM191 57V58H190ZM212 57H218V59L216 60H214V58H213V60H212ZM245 57V56H244ZM34 58V59H33ZM69 58V59H68ZM92 58H93V60H95V61H93L92 60ZM132 59V64H131V62L129 63V59ZM185 59V60H181V59ZM246 58V57H245ZM25 59H27V60H25ZM46 59V58H45ZM45 59H43V61L45 60ZM64 59V60H63ZM65 59H66V61H65ZM179 59H180V61H181V63L183 62V61H185V62H183L182 64L185 66V67H183L182 65V67L185 69V68H189V69H193V71H194V74H196V73H198L199 74V76H200V78L198 77H194V78H196V79H194L193 81L192 80H190L191 82H190V84H187L186 86H185V88L183 87V86H180V83H181V79L179 80V76L181 77V75L180 74H182L183 75V73H181V68L182 67H180V68H178V65H179V63H180V61H179ZM61 60V61H60ZM239 60V59H238ZM241 60V59H240ZM254 60V62L253 63H256L255 65H253L252 64V62H251V64H248L250 61H253ZM258 60V61H257ZM1 61H3V62H1ZM21 61V62H20ZM24 61H25V63H24ZM36 61V62H35ZM40 61V62H39ZM46 61V60H45ZM47 61L45 62V63H47ZM83 61H85V62H83ZM189 61V62H188ZM256 61V62H255ZM242 62V61H241ZM263 62V65L261 66L262 68H263V70H259V68L260 67H258L259 66V64L260 63H262ZM3 63V64H2ZM37 63H39V64H37ZM54 63L56 64L55 65V67H54ZM59 63H61V65L59 64ZM189 63H191V67H189ZM259 63V64H258ZM10 64V65H11ZM16 64V65H15ZM58 64V65H57ZM103 65H104V63H102ZM186 64V65H185ZM233 64V66L231 67V65ZM245 64H246V66H245ZM257 64H258V66H257ZM5 67H4V66ZM15 65V66H14ZM36 65V66H35ZM45 65V66H44ZM100 65H101V67H100ZM193 65V66H192ZM236 65V66H235ZM3 66V67H2ZM14 66V67H13ZM21 66V67H20ZM23 66V67H22ZM25 66V67H24ZM44 66V67H43ZM235 66V67H234ZM244 66H245V68H244ZM256 66V67H255ZM6 67H8V68H6ZM13 67V68H12ZM28 69H27V68ZM31 67V68H30ZM51 67V68H50ZM59 67V68H58ZM64 67H65V69H64ZM193 67V68H192ZM253 67V73H254V69H255V71H260V72H256L257 73V75H256V77H255V84L253 83V86H249L247 83L249 82V81H247L248 79L246 78L247 77V75L249 74V77H250V72L252 73V70H250V72H248V70H249V68H252ZM255 67V68H254ZM258 67V68H257ZM4 68V69H3ZM36 68V69H35ZM47 68V69H46ZM177 68H178V70H177ZM182 68V69H183ZM246 68H248L247 70H246ZM257 68V69H256ZM27 69V70H26ZM46 69V70H45ZM53 69V70H52ZM82 69H83V71H82ZM87 70V73H85L86 72V70ZM132 69V70H131ZM133 69H135V71H137L138 69H140L139 71L141 72V70L143 71L144 70V72L145 73H142L143 75V77L142 78H145L144 80L147 82L148 81V83L149 84H147V86L148 85H152L151 87V89H149L148 90V88H146L148 91H152V92H154V90H153V85L154 86H156L157 87V89H159V92H158V90H156V88H155V90H156V92H154L155 93V95H153V98H151V100H149L148 99V97H142V96H140V95H138V96H136V94L135 95H133V94H129V92H130V90L133 88H131L130 89V87L129 88H127V87H125L126 88V91H128V89H130L129 90V92H128V94H127V92L125 93L123 90V93H122V91H121V93H118L119 92V90L118 89H124V86H119V81L121 80L120 78H123V77H125V78H130V79H132L131 81L129 80V83L131 82V83H134V85L136 84L137 85V82H136V80L135 79H133V78H135V76H133L132 75V71H133ZM233 70V72H232V70ZM3 70V71H2ZM23 73H21L20 71ZM47 70L49 71L50 70V72H48L47 73ZM55 70V71H54ZM60 70V71H59ZM65 70V71H64ZM107 72H106V71ZM129 70H131V72L129 71ZM180 70V72H178ZM245 70V71H244ZM4 71H6L5 73H4ZM26 71V72H25ZM32 71H33V73H32ZM74 71V72H73ZM79 71V72H78ZM91 71V72H90ZM135 71H134V74H135ZM186 71V70H185ZM185 71H184V73H185ZM188 71V70H187ZM13 72V73H12ZM30 72V73H29ZM60 72V73H59ZM93 72V73H92ZM109 72V73H108ZM130 72V73H129ZM138 72V71H137ZM137 72H136V74H137ZM183 72V71H182ZM245 72H246V77H245V79H247L246 80V84H245V79L244 80H241V82L244 84V85H242V86H240V88L242 89V87H243V89L241 90H239L238 89V91H241V93L240 92H238V94H237V101H236V99L234 100H232L231 99V101L233 102V103H231V101H230V103L231 104H233V106H236L234 109H231V108H229V109H231V110H235L233 113L231 112V110H229L231 113H232V115H231V113H230V115H231V117H227L229 114V111H228V113L227 112H225L224 111V113H227L226 115V117L222 114L221 116H224V118H222V117H217L216 116V114H215V116H214V114L213 115H211V113H212V111H211V107L210 106H212V105H214L215 103L217 104H220L221 103V100H222V103H223V100H224V102L226 101L224 98L222 99L221 97V95H223L224 96V92H222L223 91V89L225 88L226 89V87H225V83H226V80H229L230 78L231 79H235L236 81H238V80H240L241 78H242V74L244 75L245 74ZM247 72H248V74H247ZM7 73V75H5L4 76V74H6ZM18 73H20V76H19V74ZM40 73V74H39ZM72 73H74V74H72ZM84 74V75H81V74ZM94 73H96L98 76H100L99 78H97V79H100V81H97V79H95V76H97L96 74L94 75ZM101 73L102 74H105V75H101ZM108 73V74H107ZM126 73H128V74H126ZM206 73H208V74H210L209 76H211L212 77V79L214 78V79H216L215 81H216V83H217V86L215 87L214 85L215 84H212L213 85V89H211V87H208V89L210 88L211 90H213V91H208V89L206 88V86H207V84L209 83L208 81H212V80H208V81H206L207 83H205L206 85H205V88H204V86H203V84H201V83H204L203 82V80L204 79H202V82H201V78H205L204 76H206ZM3 74V75H2ZM8 74H9V76H10V78L8 77ZM18 74V76H16ZM21 74H22V77H21ZM25 74H27V75H25ZM37 74H39V75H37ZM129 74H131V76H132V78L130 77V75ZM179 74V75H178ZM193 74V75H194ZM205 74V75H204ZM13 75H14V78H13ZM32 75H34V76H32ZM36 75V76H35ZM77 75V76H76ZM80 77H79V76ZM86 75V76H85ZM90 75H94L93 77L92 76H90ZM124 75V76H123ZM204 75V76H203ZM42 76V77H43ZM55 76V75H54ZM54 76L52 77L53 79H54ZM75 76V77H74ZM82 76V77H81ZM83 76H85V77H83ZM87 76H88V78H87ZM101 76H102V78H101ZM112 78H111V77ZM185 75H183L182 77H184ZM208 76V77H209ZM6 77H8L9 78V83H6ZM20 77V78H19ZM56 77V78H57ZM110 77V78H109ZM241 77V78H240ZM2 78V79H1ZM4 78H6V79H4ZM35 78V79H36ZM39 78H41V77H39ZM46 78V77H45ZM105 79V81H104V79ZM240 78V79H239ZM11 79V80H12ZM24 79H22V81L24 80ZM33 79V78H32ZM47 79V78H46ZM63 79V78H62ZM84 79H86V81H84ZM91 79V80H90ZM108 79H110L109 80V84H108V86H110V84H111V87H109L108 89H107V87H106V81H108ZM124 79V78H123ZM183 79V78H182ZM207 79H211V78H207ZM213 79V80H214ZM230 79V80H231ZM15 79L14 80H12L13 82H15L16 81ZM49 80V79H48ZM112 80V81H111ZM125 80V79H124ZM133 80H134V82H133ZM184 80H186V79H184ZM229 80V81H230ZM1 81H3L4 82V84L5 85H2L3 83L1 82ZM21 81V82H22ZM26 81V80H25ZM31 81H35V80H31ZM30 80H29V82H31ZM37 81V80H36ZM35 81V82H36ZM61 81V80H60ZM64 81V80H63ZM79 81V82H78ZM113 82V83H111V82ZM179 81H180V83H179ZM215 81H214V83H215ZM233 81V80H232ZM232 81L230 82V83H232ZM17 82V81H16ZM19 82H20V80H19ZM28 82V81H27ZM35 82H32V83H35ZM67 82V81H66ZM101 82V83H100ZM121 83H124V82H122V81H120ZM126 82H127V80H126ZM124 83L125 84V86H128L129 84H127V83ZM146 82H143V83H146ZM213 82V81H212ZM211 82V83H212ZM228 82V81H227ZM235 82V81H234ZM240 82V83H241ZM2 83V84H1ZM22 83H24L25 84V82H22ZM22 83H20V85H18V86H20V88L22 87L21 86V84ZM62 83H65V82H62ZM73 83V82H72ZM77 83V84H76ZM79 83V84H78ZM105 83V84H104ZM120 83V84H121ZM230 83H229V85H230ZM241 83V84H242ZM31 84V83H30ZM98 84V85H97ZM101 84V85H100ZM105 86H104V85ZM124 84H122V85H124ZM235 85H236V82L234 83ZM238 85H241V84H239V83H237ZM15 85V83L13 84V86ZM23 85V84H22ZM81 85V86H80ZM96 85V86H95ZM133 85V84H132ZM133 85V86H134ZM136 85L134 86V87H136ZM139 85V84H138ZM137 85V87H140V86H138ZM142 85V84H141ZM145 85V84H144ZM200 85H202V88H200L199 86ZM209 85V84H208ZM232 85V84H231ZM230 85V86H231ZM237 85V86H238ZM16 86V85H15ZM17 86V87H18ZM98 86V87H97ZM102 86H104V87H106V89L104 90L103 88H102ZM143 86V85H142ZM146 86V87H147ZM226 86H228V84L226 85ZM245 86H246V88H245ZM247 86H249L250 87V90L248 91L249 92V96H251L252 95V97L250 98V97H247L246 96V93H242V92H244L245 91V89L247 90ZM75 87V88H74ZM95 87H97V88H95ZM143 87H145V86H143ZM150 87V86H149ZM249 87H248V89H249ZM9 88H10V90H9ZM7 90L10 92L11 90V93H13L14 92V89H12V86L11 87H9ZM23 88H24V86H23ZM83 88V89H82ZM100 88V89H99ZM118 88V89H117ZM200 88V89H199ZM204 88V89H203ZM229 88V87H228ZM228 88H227V90H228ZM238 88H239V86H238ZM245 88V89H244ZM2 89L0 90V91H2ZM62 89V88H61ZM59 90L60 92H62V90ZM64 89H65V87H64ZM64 89H63V92H64ZM74 89H75V91H74ZM135 89V88H134ZM139 89V88H138ZM202 89V90H201ZM207 89V90H206ZM216 89V90H215ZM16 90V89H15ZM133 90V89H132ZM136 90H137V88H136ZM204 90V91H203ZM209 93H206V91ZM118 91V92H117ZM135 91V90H134ZM220 91L222 92L221 94H220V98H221V100L220 101H216L217 99L219 100L220 98H218L219 97V94L217 95V97H216V99H215V97L214 98H212L213 96H214V94L216 93V92H219L220 93ZM229 91V90H228ZM228 91H226V92H228ZM5 92V91H4ZM7 93V94H2L1 95V93H0V107H1V110H0V112H1V114H0V131L1 130H3L2 132L4 133V130H6L5 131V133L8 131V133L10 132V133H12L13 132V128L16 126L17 127V125H18V123L20 124V120H18V118L20 117V116H18V118H17V120H15L14 119V121H13V118L12 117H15L12 113H9L8 111H9V106H11V108L12 107H19L20 108V106L22 107V105L20 104L19 105V102H17V97H16V95L15 96H12V99H9V98H11V96H10V93ZM16 92V91H15ZM14 92V93H15ZM72 92V93H73ZM85 92V93H84ZM87 92V93H86ZM158 92V93H157ZM210 92H211V94H210ZM215 92V93H214ZM225 92V93H226ZM246 92V91H245ZM251 92V93H250ZM13 93V94H14ZM31 93V92H30ZM29 93V94H30ZM69 94L70 95V93H68V92H66L65 91V94ZM71 93V94H72ZM125 93V94H124ZM240 93V94H239ZM9 94V98L6 96V95H8ZM16 94V93H15ZM24 94V93H23ZM23 94H22V97H24L23 96ZM59 94V96H64V93H58L57 92V95ZM60 94H62V95H60ZM66 94V95H67ZM117 94H119L118 96H120V97H117ZM124 94V96L123 97H125V98H123L121 95H123ZM227 94V93H226ZM245 94V95H244ZM90 95V96H89ZM93 95V96H92ZM129 95H132V96H129ZM239 95V96H238ZM4 96V97H3ZM28 96V95H27ZM63 96H62V98H63ZM92 96V97H91ZM128 96V97H127ZM135 96V97H134ZM155 96V97H154ZM226 96H228V95H225V98H226ZM246 96V97H245ZM8 98V99H6L5 100V98ZM14 97L16 98V99H14ZM29 97H31V96H28V98ZM64 97H67V96H64ZM88 97V98H87ZM95 97V98H94ZM121 98V99H120ZM134 98H138V99H135L134 100ZM166 98V99H165ZM4 101H3V100ZM24 99V98H23ZM30 99V98H29ZM65 99V98H64ZM122 101V99H123V103L122 102H120V100ZM133 99V101H134V103L132 104L131 102V100ZM165 99V100H164ZM213 99H215V100H213ZM227 100H229L228 98H226ZM249 99H251V100H249ZM9 100V102L8 103H10L11 102V105L9 104H7L6 106L4 105L5 103V101L7 102ZM10 100H13V101H10ZM15 100V101H14ZM19 100V99H18ZM63 100V99H62ZM116 100H119V101H116ZM143 100V101H142ZM148 100V101H147ZM245 100H248V102L247 103H249V101L252 103V105H254V106H252L251 107V103H249V105L247 106L246 105V101ZM3 101V102H2ZM23 101V100H22ZM59 101V100H58ZM131 101V102H130ZM139 101H141V102H143L142 104H141V102H140V104L138 103ZM215 101V103L214 104H209L210 102L211 103H213V102ZM12 102H14V104H12ZM15 102H17V103H15ZM62 102H65V101H62ZM118 102H120V103H118ZM129 102L131 103L130 105H125V103L127 104H129ZM220 102V103H219ZM227 102V101H226ZM20 103H21V99H20ZM61 102H59V104H60ZM116 105H115V104ZM17 104H18V106H17ZM56 104H58V103H56ZM56 104H52V105H56ZM118 104H120L121 105V109H120V112H118L119 111V108H120V105L117 107V105ZM124 104V105H123ZM137 104V105H136ZM146 104V103H145ZM218 104H217V106H218ZM15 105V106H14ZM52 105H50V106H52ZM114 105H115V107H114ZM132 105H134V106H132ZM136 105V106H135ZM206 105H207V108L208 107H210L211 109H209V111L210 112H206L207 111V108H206ZM111 106H113V107H110ZM122 106H123V108H122ZM129 106V107H128ZM132 106V109H130V107ZM216 106V105H215ZM217 106L216 107H214V108H216V110H219V109H217ZM6 107V108H5ZM53 107V106H52ZM107 107V108H106ZM254 107V108H253ZM3 108H5V111H4V109ZM10 108V109H11ZM14 108V109H15ZM16 108V109H17ZM18 108V109H19ZM114 108V109H113ZM115 108H117L116 110H115ZM3 109V110H2ZM13 109V110H14ZM53 109H55L54 107H53ZM107 109V110H106ZM108 109H111V110H108ZM123 109V110H122ZM130 109V110H129ZM6 110H7V112H6ZM21 110V109H20ZM56 110V109H55ZM212 110H215V109H212ZM14 111H16V110H14ZM18 111V110H17ZM16 111V112H17ZM107 111V112H106ZM108 111H110V112H108ZM116 111V112H115ZM221 111V110H220ZM240 111V112H239ZM111 112H113L112 114H111ZM127 112V113H126ZM214 112V111H213ZM223 112V111H222ZM22 113V112H21ZM20 112H19V115L21 114ZM109 113V114H108ZM122 113V114H123ZM3 114H5V115H3ZM9 115V116H8ZM4 116H7V117H10V118H12V119H10V121L12 120L14 123H12L11 124V122L10 123H8L9 122V120H6V119H8V118H4ZM12 116V117H11ZM16 116H17V114H16ZM3 119V121L4 122H6L5 124L4 123H2V119ZM6 121H5V120ZM21 119V118H20ZM82 119V118H81ZM22 120V119H21ZM68 123H67V122ZM65 121V124H63L64 123V120L62 121V127H63V129H65V127L67 128V130L68 129H70V128H72V126H73V124L75 123V120H73L72 121V119H69V120H66ZM17 124H16V123ZM2 124H4L3 126H2ZM16 124V125H15ZM69 124V125H68ZM12 125V126H11ZM65 125V126H64ZM68 125V126H67ZM11 126V127H10ZM3 127L5 128V129H3ZM15 127V128H16ZM2 128V129H1ZM15 128H14V130H15ZM178 128H180V129H178ZM256 129V131H255V134H258L259 133V131H258V128H255ZM2 132L0 133V134H2ZM26 132V133H25ZM29 131H28V129L25 131L24 130V134H27ZM168 132V133H167ZM257 132V133H256ZM166 133L168 134V135H166ZM29 134V133H28ZM27 134V135H28ZM186 135V136H185ZM169 136V138H171V139H169V141H167V138L166 137H168ZM183 136V137H182ZM119 137V136H118ZM165 139H164V138ZM182 137V138H181ZM187 137V138H186ZM44 138V137H43ZM228 138H232V139H230V143H229V141H228ZM118 142H117V141ZM231 140H233V141H231ZM0 141H2L1 140V135H0ZM116 141V142H115ZM173 143H171V142ZM115 142V144L116 145H113V143ZM1 144V143H0ZM2 144H3V141H2ZM0 145V147H3L4 145ZM71 146H73V143L71 144ZM195 147V148H194ZM197 150V149H196ZM199 150V151H200ZM199 153H198V155H199ZM224 154V155H223ZM77 155V153L76 152H74V157ZM101 155V156H102ZM191 155V156H190ZM201 155V154H200ZM202 155V156H203ZM100 156V157H101ZM193 156V157H192ZM195 156V157H194ZM226 156V157H225ZM199 157H201V156H199ZM122 158V159H121ZM196 158V159H195ZM217 158V159H216ZM221 158H220V160H221ZM48 159V158H47ZM45 159V161H50V159ZM118 159V160H117ZM200 159V158H199ZM106 160H108L107 162L108 163H111V164H107V162H106ZM191 160V162H189V161ZM195 160V161H194ZM198 160V161H197ZM203 160V158L201 159V161ZM111 161V162H110ZM194 161V162H193ZM227 161V162H226ZM114 162V163H113ZM132 162V163H131ZM135 162V164H133ZM200 162V161H199ZM203 162V161H202ZM202 162H200L201 164H203ZM207 162V163H208ZM128 163V164H127ZM131 163V164H130ZM205 163V162H204ZM233 163V164H232ZM238 163V164H237ZM116 164V165H115ZM119 164V163H118ZM195 164V163H194ZM209 164V163H208ZM210 164H211V162H210ZM110 165V166H109ZM112 165V166H111ZM187 165V166H186ZM189 165V166H188ZM192 165H193V167H192ZM206 165V164H205ZM103 166H102V168H103ZM126 166V167H125ZM184 168H183V167ZM202 166H204V165H201V167ZM213 165L211 164V167H210V169L212 168H216L215 167V165L212 167ZM86 167V168H87ZM105 167V168H106ZM115 167V168H116ZM196 167V168H197ZM207 167V165L204 167V168H206ZM209 167V166H208ZM99 168V167H98ZM101 168V167H100ZM101 168V170H103ZM105 168H104V170H105ZM181 168V169H180ZM91 169H93V171L91 170ZM211 169V170H212ZM101 170H100V172H101ZM103 170V171H104ZM111 170H113V169H110V171ZM115 170V169H114ZM117 170H118V168H117ZM120 170H121V167H120ZM124 170V169H123ZM126 170H129V169H126ZM189 170V169H188ZM200 170H204V169H200L199 168V171ZM119 171V170H118ZM151 171H154V173H152ZM205 171V170H204ZM203 171V172H204ZM114 172V173H113ZM112 173L115 175L116 173L115 172H117V171H113ZM155 172H156V174H155ZM159 172V173H158ZM175 172V173H174ZM263 172V171H262ZM262 172H260V173H262ZM158 173V174H157ZM199 173V172H198ZM205 173V172H204ZM246 173V174H245ZM112 174V175H113ZM155 174V175H154ZM164 174V175H163ZM91 175H93L92 176V178H91ZM157 175H159L158 177H157ZM200 175H204V174H200ZM263 175V174H262ZM164 176V177H163ZM174 176H175V179H174ZM177 176V177H176ZM264 176V175H263ZM135 180H134V179ZM153 178V180L155 179V181H153V180H151ZM59 178H55V179H51L50 181H48V182H46V183H44L43 185H41V186H32V187H29V190H30V188L32 189L33 188V190H30V191H32V192H30L31 194H29V195H31V197H33L32 199H31V197L29 196V195H27V193L24 191V192H21L20 193V189H16V191H19V194H17L16 192H15V190H10V193L11 192H14L15 193V195L16 196H18V197H15V195H14V193L12 194V196L14 195V197H11V194L9 193V195H7L6 197H8L9 196V199L7 200L6 199V201L4 200V198H1V200H0V203L1 202H9V203H7L8 205H6V206H3L2 208L4 209V211H5V213L6 214H4V213H1L0 214V217H1V220L3 221H1L0 220V238H1V241H0V249H2V247H3V249L2 250H4L5 251V249H6V251H5V255H4V252L2 251V250H0V264H12L13 263V260H15L14 261V263L13 264H27L28 262H30V261H32V259L33 260H35V261H32V262H30V263H35V264H37V263H41V264H61V263H63L64 261H65V259H62V256H63V258L65 257V255H66V258L67 259H69V257H71V258H73L72 256H74L75 257V254H77L78 252H77V250L75 251L74 250V248H76V249H78L79 250V252H80V247L83 249V248H85V251H86V248H88V250H89V245L91 246L92 245V240H90V238H91V236L89 235H86V237H85V233H83L82 232V226L84 227L85 225H82L81 223H78L77 221H78V219H79V217H80V219H79V222H82V221H80L81 220V216H82V211L80 212L79 211V207H78V205H80V203L78 202V197L80 198V196L81 195H83V193L85 194V192H87V193H92L91 192V190L92 189H94L93 187H91V189L90 188H88V189H84L83 191L84 192H82V194H78V195H80V196H73V197H71V199L70 198H64V194H62L63 192H58L57 194H55V193H53V192H51V182H53V181H56V180H58ZM112 179V178H111ZM231 179V180H230ZM232 179H233V181L234 182H232ZM114 180V179H113ZM132 180V181H131ZM150 180H151V182H150ZM172 180H173V183H172ZM255 180V179H254ZM131 181V182H130ZM135 181V182H134ZM142 181H144V182H142ZM150 182V184L149 185H147V182ZM153 181V182H152ZM171 181V182H170ZM212 181H214V180H212ZM211 181V183H213ZM148 182V183H149ZM126 183V182H125ZM191 183V189H190V193L193 195L192 196V198L193 199H191L192 200V202L194 201V207L195 206H197V203H196V199H197V196L198 195H200V194H205L206 193V190H207V186H208V181L205 179V177L204 178H202V177H194L193 178V181L192 182H190ZM208 183V184H207ZM214 184V183H213ZM126 185V184H125ZM128 185V186H129ZM145 185V186H144ZM147 185V186H146ZM231 185V186H230ZM87 186H86V188H87ZM90 186H91V184H90ZM89 186V187H90ZM107 186V187H106ZM152 186H153V189H152ZM27 187V186H26ZM26 187H24V189L26 188ZM237 187V188H236ZM244 187V188H243ZM111 188V189H110ZM132 188V189H133ZM150 188V189H149ZM172 188V187H171ZM247 188H246V190L245 191H247ZM27 189V188H26ZM90 189V190H89ZM126 189V188H125ZM130 189V188H129ZM148 189V190H147ZM235 189H234V192H236L235 191ZM128 190V189H127ZM126 190V191H127ZM21 191H22V189H21ZM47 191H49V192H47ZM88 191H90V192H88ZM93 191V190H92ZM40 192V193H39ZM43 192V193H42ZM142 192V193H143ZM237 192H238V190H237ZM240 192L239 193H234V195L236 194V196L238 197V195H239V197L241 196L240 195ZM29 193V192H28ZM52 193V194H51ZM21 194V195H20ZM38 197V200H39V204H38V200H36V197ZM144 195V196H145ZM233 195V194H232ZM0 196H2L1 194H0ZM201 196V195H200ZM204 196V195H203ZM236 196H234L236 199H238ZM5 197V198H6ZM41 197V198H40ZM47 198V199H45L44 200V198ZM82 197V196H81ZM204 197H206V195L204 196ZM30 198V199H29ZM55 199V200H51V199ZM73 198V199H72ZM84 198V197H83ZM83 198H81V199H83ZM29 199V200H28ZM57 199H58V201H57ZM78 199V200H77ZM80 199V200H81ZM242 199V198H241ZM10 200V201H9ZM26 200V201H25ZM31 200H32V203H31ZM40 200H42L41 202H43V201H45V202H47V204L48 203H50V206L49 207H51L52 206V202H53V206H52V212H53V214H54V216L56 217V218H59V220L61 219L60 218V216H62L64 213H65V217L67 216V214H66V211L68 210H70L71 211V214L72 213H74L73 215H74V217H72L73 215H71L70 214V212H68V214H69V218H67V220L68 219H70L71 220V217L73 218V220L74 219H76L77 221V223L76 222H74L73 220H71L72 222H74V223H71V221L69 222V221H67L66 220V223H65V226L62 224V226L60 227H58L57 229L60 231V233H59V231L56 229V227L57 226H55V224H54V221H56L55 219H54V217H53V224H54V227L55 228H51V226H52V224H50L49 225V227L47 226V228H48V230H41V231H43V232H45V233H49V235H50V232H52V229H55L54 231L55 232H53L52 234H54L55 235V237H53L52 236V238L54 239L53 241H54V244H55V247H56V250H55V252L53 253V255L52 254H50V252H49V254L51 255V259L49 258V256L50 255H48V256H45L46 255V252L44 253V251H45V249H44V247L46 246V244L44 243V246L42 245V243L40 244L39 242H37L35 239L36 238H34L35 236L37 237V235H34V237L32 236V230H33V228L31 227H29V226H27L29 223L25 220L28 216H26L25 217V213H23V212H21V210L23 209V207H26L25 209H27L28 207L30 208V209H32V213L33 212H35L34 210L37 208V206H39V205H41L42 203L40 202ZM47 200V201H46ZM77 200V201H76ZM79 200V201H80ZM191 200H190V202H191ZM28 201V205H31V206H28L27 204H26V202ZM34 201V202H33ZM36 201V202H35ZM54 201H55V203H54ZM57 201V202H56ZM237 201V200H236ZM11 202V203H10ZM14 202V203H13ZM44 202V203H45ZM78 203L77 205L75 204V203ZM191 202V203H192ZM35 203H36V205H35ZM41 203V204H40ZM58 203V204H57ZM71 204V206H70V204ZM2 204V203H1ZM0 204V205H1ZM4 204V203H3ZM13 204V205H12ZM19 204V205H18ZM25 204V205H24ZM33 204V205H32ZM18 205V206H17ZM22 205H23V207H22ZM28 207H27V206ZM36 206V208H35V206ZM45 205H46V203H45ZM49 205V204H48ZM48 205H46V206H48ZM10 206H12L11 208H10ZM17 206V207H16ZM21 206V207H20ZM46 206H45V208H46ZM66 208H65V207ZM67 206H68V208H67ZM75 206V207H74ZM78 207V209H77V207ZM201 206H202V204H199L198 205V207H200V209H201ZM7 207H9V208H7ZM49 207H47V210L49 209ZM70 207V208H69ZM72 207V208H71ZM81 207V206H80ZM14 208H18V209H15L14 210ZM28 208V209H29ZM34 208V209H33ZM40 208H42V209H40ZM40 208H37L38 210L40 209V210H44L43 209V204H42V207H40ZM76 208V209H75ZM0 209H1V206H0ZM28 209H27V211H28ZM36 209V210H37ZM56 209V210H55ZM73 209H75V211L73 210ZM24 210V209H23ZM22 210V211H23ZM82 210V209H81ZM1 211H3V210H1ZM3 211V212H4ZM12 211H14V212H12ZM25 211V210H24ZM27 211H25V212H27ZM42 211H41V213H42ZM46 210H44L43 211V213L45 212ZM49 211H50V209H49ZM65 211V212H64ZM9 212V213H8ZM17 214H16V213ZM18 212H19V214H18ZM37 212V211H36ZM35 212V213H36ZM62 212H64L63 214H62ZM77 212V213H76ZM79 212H80V214H79ZM13 213V214H12ZM35 213H33L34 215H35ZM40 212H38V213H36V214H38V216L39 215H41V213L39 214ZM46 213H48V211L46 212ZM61 213V214H60ZM28 214H29V211H28ZM27 213H26V215H28ZM7 215H8V217H7ZM43 215V214H42ZM49 215V214H48ZM50 215H51V213H50ZM37 215H35V217H38ZM79 216V217H78ZM23 217H25V218H23ZM30 217L32 218V216L30 215ZM40 217H42V216H39L38 218H40ZM78 217V218H77ZM47 218H49L48 220H50L51 219V217L50 216H48ZM62 218L63 219H66V218H64L63 216H62ZM83 218V217H82ZM34 219V218H33ZM37 218H35V220H36ZM62 219V220H63ZM42 220V219H41ZM58 220V219H57ZM58 220V221H59ZM24 221H26V222H24ZM37 221V223H36V225L35 226H37L38 224H39V221H38V219L36 220ZM44 220H42V222H43ZM51 221H52V219H51ZM57 221V222H58ZM69 222V223H68ZM31 223H32V221H31ZM30 223V224H31ZM34 223V222H33ZM59 223L61 224V223H63L62 221L60 222L59 221ZM59 223H58V225H59ZM196 224H194L193 225V228H192V230H191V232H188V234L186 233V236L187 235H190L189 237H192V235H194L193 236V238H195L194 239V241L196 242H191V241H189L188 240V242H187V247L188 248H190V249H192V251L190 252V255H189V252H184V256H187L188 257V255H189V257L190 258H193L194 257V253L193 252H195L196 253V256H198V253L197 252H199L200 250H201V247H200V250H199V246L198 245H200V243L202 242L201 240L202 239H204V235L202 234V231H203V227H201V228H199L197 231L195 230V231H193V229L194 228H196L198 225H197V222H195ZM27 224V225H26ZM35 224V223H34ZM42 224V223H41ZM74 224V225H73ZM42 225H44V224H42ZM82 225V226H81ZM33 226V225H32ZM40 226V228H38ZM38 227H35L36 229H34L33 230V232L35 233V234H38V237L40 236L39 234H41L42 236H40L41 238L42 237H46V236H48L47 234L45 235V234H42L41 233V231H40V229H41V225H39ZM64 226V227H63ZM70 226H72V227H70ZM53 227V226H52ZM63 227V228H62ZM70 227V228H69ZM43 228H44V226H43ZM42 228V229H43ZM72 228V229H71ZM32 229V230H31ZM38 229H39V231H38ZM83 229H85V228H83ZM29 230V231H28ZM51 230V231H50ZM62 230V231H61ZM31 231V232H30ZM35 231H38L39 233H36ZM57 231V232H56ZM84 231V230H83ZM85 231H87L86 233H88V230H87V227H86V229H85ZM84 231V232H85ZM90 231V230H89ZM30 232V233H29ZM91 233L90 234H92V231H90ZM195 232V233H194ZM197 232V233H196ZM77 233V234H76ZM79 233H80V235H79ZM190 233V234H189ZM56 234H57V236H56ZM59 234V235H58ZM45 235V236H44ZM84 235V236H83ZM201 235H203V237L201 236ZM59 236V237H58ZM78 237V239L79 240H77V238L76 237ZM80 236V237H79ZM83 238H82V237ZM196 236V237H195ZM32 237H33V239H32ZM50 237H51V235H50ZM57 237H58V239H57ZM200 237H202V238H200ZM56 238V239H55ZM85 238V239H84ZM39 239V241H42L40 238H38ZM37 239V240H38ZM88 239H89V245H88V243H87V241H88ZM92 239V238H91ZM201 239V240H200ZM2 240H3V243H2ZM30 240H33L32 242L30 241ZM35 240V241H34ZM46 240H47V237H46ZM50 240V239H49ZM49 240H47V241H49ZM73 240V241H72ZM82 240V241H81ZM200 240V241H199ZM43 241H44V239H43ZM51 241V240H50ZM50 241H49V243H50ZM77 241H81L80 242V245H79V242H77ZM87 243H85V242ZM45 242V241H44ZM56 242V243H55ZM69 242H70V244H69ZM190 242V243H189ZM36 243V244H35ZM51 243H53L52 241H51ZM75 243V245H76V243L78 244L77 246H73V244ZM6 245V248H5V245ZM53 244V245H54ZM57 244V245H56ZM39 245V246H38ZM40 245H42V246H40ZM47 245L49 246V244L47 243ZM72 245V246H71ZM85 245H88V247H86ZM36 246V247H35ZM58 246H60V247H58ZM80 246V247H79ZM85 246V247H84ZM93 246V245H92ZM40 247H41V249H44L43 250V252L42 253H44L45 255H42L41 256V254L40 255H38L37 254V256H36V253L38 252V250H40ZM43 247V248H42ZM47 247V246H46ZM74 247V248H73ZM79 247V248H78ZM7 248H8V250H7ZM29 248V249H28ZM32 248V249H31ZM57 248L60 250H57ZM70 249V250H69ZM91 250H92V247L90 248ZM28 250H30V251H28ZM8 251H10V252H8ZM32 251H34V252H32ZM41 251V250H40ZM83 251H84V249H83ZM85 251H84V253H83V255L85 254ZM76 252V253H75ZM9 253V254H8ZM17 253V254H16ZM19 253V254H18ZM29 253H31L32 255H33V253H34V255H35V258H34V255L32 256L31 255V258H30V254ZM39 253V252H38ZM69 253V254H68ZM72 253V255H70ZM16 254V255H15ZM48 254V253H47ZM80 254H82V251H81V253H78L76 256H79V258L78 257H76V259H81L80 257L82 256V255H80ZM187 254V255H186ZM192 254H193V256H192ZM8 255H9V258H8ZM14 255V256H13ZM17 255H19V256H17ZM11 256V257H10ZM19 257V258H17V257ZM25 256V257H24ZM54 258H53V257ZM68 256V257H67ZM195 256V257H196ZM15 257V258H14ZM27 257V261L26 260H24L25 258ZM37 257V258H36ZM59 257V258H58ZM9 259V261H7V259ZM17 258V259H16ZM24 260H22V259ZM29 258L31 259V260H29ZM46 258V259H45ZM56 258H58V259H56ZM4 259H6V260H4ZM13 259V260H12ZM18 259H20V261H18ZM37 259H44V262H42V260H37ZM50 261H49V260ZM55 259V262L53 261V260ZM66 259V260H67ZM11 260V261H10ZM18 262H17V261ZM29 260V261H28ZM47 260H48V262H47ZM62 260H63V262H62ZM5 261V262H4ZM37 261V262H36ZM57 261V262H56ZM187 261V260H186ZM22 262V263H21ZM50 262H52V263H50ZM30 263H28V264H30ZM33 263V264H34Z\"/></svg>","mask_w":264,"mask_h":264}]
</instances>
